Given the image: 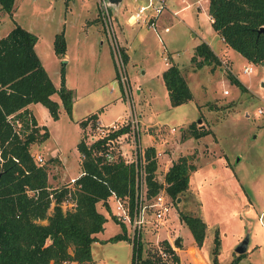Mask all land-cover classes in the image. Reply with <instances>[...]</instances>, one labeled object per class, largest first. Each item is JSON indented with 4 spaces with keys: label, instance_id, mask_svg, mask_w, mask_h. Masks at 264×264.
<instances>
[{
    "label": "rangeland",
    "instance_id": "1",
    "mask_svg": "<svg viewBox=\"0 0 264 264\" xmlns=\"http://www.w3.org/2000/svg\"><path fill=\"white\" fill-rule=\"evenodd\" d=\"M207 1L167 0L169 9L165 8L164 15L158 19L159 32L143 22L131 24L127 20L146 0H121L117 11L116 34L120 43L126 44L130 56L125 69L136 111L144 109L152 122L166 123L146 128L142 119L140 124L142 144L152 142L163 152L157 157L156 179L164 178L170 161L181 155L188 156L189 162L196 165L190 174L189 188L179 195V201L173 202L165 224L155 230L150 223L143 232L141 258L157 250V243L167 239L176 253L178 250L180 261L174 263L167 254L161 255L156 264H212L217 232V256L221 262L230 263L238 254L236 245L248 237L245 254L237 264H264V64L248 61L231 46L224 45L216 33L208 31L211 23ZM14 4L12 16L0 5V37L16 23L35 33L36 52L50 77L60 86V68L64 63L66 85L76 91L74 114L61 110L59 119L47 122L52 132L50 138L36 141L30 148L34 156L40 154L44 158L43 163L51 154L65 158V164L57 159L48 162V181L54 187L72 185L71 175L82 170L76 143L87 132V127H81L80 131L76 119L88 110L96 111L116 95H120L118 101L101 110L103 118L115 119L123 108L129 109L115 78L109 40L95 0H15ZM174 9L178 12L173 13ZM164 26L169 30L164 31ZM61 29L69 42L67 56L62 59L53 50L54 34ZM203 41L210 43L227 64L219 58L218 63L206 61L194 68L190 54ZM168 54L176 57L193 92L192 100L176 106H171L165 85L158 80L162 68L168 64ZM246 65L252 67L250 72H243ZM37 114L44 119L39 111ZM199 118L201 122L197 121ZM192 120L212 130L201 143H184L187 139L182 133L188 134L184 125ZM96 205L107 217L101 236L121 232L122 226L110 210L101 202ZM50 206L49 212L53 210ZM62 206L64 210L74 207L69 197ZM179 210L199 215L206 221L205 240L199 251L191 247L194 239L180 221ZM177 236L183 243L175 245ZM185 253L190 256L186 257ZM92 256L102 264H132V246L123 239L98 241L92 245ZM134 264L149 263L137 257Z\"/></svg>",
    "mask_w": 264,
    "mask_h": 264
},
{
    "label": "trees",
    "instance_id": "2",
    "mask_svg": "<svg viewBox=\"0 0 264 264\" xmlns=\"http://www.w3.org/2000/svg\"><path fill=\"white\" fill-rule=\"evenodd\" d=\"M15 0H0L1 8L11 16ZM208 12L213 18L212 27L223 41L255 64L264 63V0H209ZM38 37L29 29L16 23L6 35L0 37V264H64L74 260L80 264H95L92 259V244L98 240L96 233L103 231L106 215L99 211L101 202L108 209L106 198L111 190L118 195L134 196L136 168L133 163L122 159L104 162L94 154L92 145L83 137L76 147L84 156L81 168L84 173L72 185L54 187L49 184L47 169L50 157L40 164L30 151L33 143L44 141L50 132L46 125H39L37 118L27 107L30 103L45 105L52 118L60 117V108L72 115L74 91L66 85L65 68H60V86H56L39 58L35 45ZM67 40L65 31L56 32L53 50L58 58L65 56ZM125 60L127 57L123 52ZM162 77L169 93L171 106L186 103L193 98L188 83L178 64L171 56ZM191 60L196 66L220 59L206 42L197 44ZM233 80H236L234 77ZM59 95L61 104L52 97ZM97 113L79 121L81 127L97 119ZM125 127L120 128L123 131ZM188 134L182 137H201L212 132L203 123L192 120L186 126ZM103 139L96 144L99 145ZM156 148L148 146L146 151V181L149 193L156 194L160 182L156 179ZM196 168L188 156H179L164 175L166 192L177 200L189 188L191 172ZM70 197L73 208L63 209L62 203ZM53 210L49 212V208ZM112 215V214H111ZM180 221L189 228L195 243L201 247L204 242L206 221L199 215L178 211ZM114 220L119 223L112 215ZM42 220H45L43 223ZM120 224V223H119ZM101 240L117 242L128 239L126 228ZM50 236H52L50 238ZM212 249V264H237L245 253L237 254L230 263L219 260V239L216 232ZM164 248L174 263H179L178 254L167 239ZM143 243L132 250V264L135 253L143 262L156 264L160 254L152 250L141 258Z\"/></svg>",
    "mask_w": 264,
    "mask_h": 264
},
{
    "label": "built area",
    "instance_id": "3",
    "mask_svg": "<svg viewBox=\"0 0 264 264\" xmlns=\"http://www.w3.org/2000/svg\"><path fill=\"white\" fill-rule=\"evenodd\" d=\"M95 2L98 8V17L102 22V28L109 40L111 55L114 58L116 80L122 90L121 94L123 93V96L128 100L129 109L127 111L128 114L120 117L119 119L121 120L118 119V122L99 123L98 121H93L86 128L87 132L85 136L83 135V139L87 145H92L94 154L102 157L104 162L111 163L122 159L125 163H133L136 168L133 198L129 194L118 195L115 190H111L110 195L106 198V203L109 206L108 210L120 224L122 223L125 226L127 238L133 250L138 247L142 234L150 223H153L155 230L165 224L164 221L169 216L174 203L166 192L167 185L164 178L157 179L161 186L156 194H150L148 190L149 185H147L146 181L147 169L145 167L147 162L146 151L148 146L153 145L142 144L143 128L140 125V114L134 106L133 94L131 93L128 75H126L123 46L116 34V16L121 2L118 5L110 2V0H95ZM166 7L167 0H146L145 3L139 4L134 12L128 15L127 20L131 24L143 22L153 26L159 32L158 17ZM176 12L174 11L173 13ZM211 19L213 20L212 17ZM163 30L168 31L169 27L164 26ZM223 63L227 64L225 61ZM251 70L252 67L250 65H246L243 68V72L246 73ZM123 127H125L123 131L112 135ZM172 130L174 131L173 128ZM101 139L103 140L97 145L96 143ZM160 155H163V152L156 148L154 156L156 161ZM80 156L83 159L84 154L80 153ZM35 159L38 163L43 164L44 158L40 154H36ZM169 167L166 168V171ZM83 173L84 171L79 176ZM79 176L71 177L70 183L74 184ZM157 251L162 256L169 254L164 248V244L160 242L157 243ZM134 258L137 259V253H135ZM64 264L80 263L67 259Z\"/></svg>",
    "mask_w": 264,
    "mask_h": 264
},
{
    "label": "crops",
    "instance_id": "4",
    "mask_svg": "<svg viewBox=\"0 0 264 264\" xmlns=\"http://www.w3.org/2000/svg\"><path fill=\"white\" fill-rule=\"evenodd\" d=\"M208 3H209V0L207 1V7H206V9H207V17H209V21H210V23H211V27H209V29H208V31H212V32H214V33H216V31L213 29V27H212V19H211V17H210V14H209V12H208ZM168 5V4H167ZM168 7V6H167ZM166 7V8H167ZM167 9H169V8H167ZM174 11H177L176 9H174ZM173 11V12H174ZM178 12V11H177ZM164 13H165V9L163 10V12L160 14V16L159 17H161V16H163L164 15ZM159 17H158V19H159ZM216 35H218L217 33H216ZM219 36V35H218ZM220 37V40H221V42H223V44L224 45H226L227 46V44L223 41V39L221 38V36H219ZM66 38V37H65ZM38 40V39H37ZM67 40V39H66ZM102 41V40H101ZM207 43V42H206ZM208 45H210V47L212 48V50L214 51V53L215 54H217L218 55V57L223 61V59H225V58H223V56L221 55V54H219L218 52H216L214 49H213V47H212V45L210 44V43H207ZM197 45V44H196ZM195 45V46H196ZM222 45V44H221ZM122 46L124 47L123 49H124V51H125V55H126V57H127V60H129L130 59V56H129V54H128V51H127V46H126V44L125 43H122ZM221 47V46H220ZM68 49H69V42H68V40H67V49H66V53H65V56H67V53H68ZM35 50H36V45H35ZM194 53V49L192 50V52H191V56H190V62L192 63V60H191V57H192V54ZM169 55V54H168ZM169 56H171V58L173 59V61H175L176 63H177V61H176V57H174L173 55H169ZM42 60V59H41ZM43 62V61H42ZM44 64V63H43ZM167 66H168V64H167ZM166 66V67H167ZM179 66V65H178ZM192 66L195 68V67H197L196 65H193L192 64ZM166 67H164V68H162V70H161V72H160V74L158 75V76H160V79H158L159 80V82H161V84H163V85H165V83H164V79H163V77H162V71L166 68ZM180 67V66H179ZM180 69H181V67H180ZM185 71H189V70H185ZM181 73H183V75H184V77H185V79H186V81H187V83H188V80H187V75L184 73V70L183 69H181ZM50 76V75H49ZM52 78V77H51ZM115 78H116V76H115ZM53 80V79H52ZM54 83H55V81H53ZM119 84V83H118ZM55 85L58 87V84H56L55 83ZM162 86V85H161ZM114 88V86H112L111 87V89H113ZM119 88H120V86H119ZM165 88H166V86H165ZM73 89V91H74V95H75V97H74V102H73V107H72V115L74 114V111H75V109H76V105H77V95H76V91H75V89L74 88H72ZM138 92H139V90H137ZM165 93H166V95L168 96V98H169V93L167 92V89H165V91H164ZM122 96V95H121ZM52 97L55 99V100H57L60 104H61V100H60V97H59V95H57L56 93H54V94H52ZM120 97V95H116V97L111 101V100H109V101H107L106 103H104V104H102V105H100L97 109H96V111L95 110H88V111H86L85 112V114H83L82 115V117H80V118H78V119H76V121H81L82 119H84V118H86V117H88L90 114H92V113H97V119H95V121H98L99 123L100 122H102V123H110V122H113V121H115V120H117V119H119L120 117H122V116H126L127 114H128V110H126V108L124 109L123 108V110H122V113H119L118 114V116L115 118V119H111V120H109V121H106L104 118H103V113H102V111L101 110H103V108H104V106H110L112 103H116V101H118V98ZM170 102V101H169ZM27 107L29 108V110H31V112H32V114H34L35 115V117L37 118V120H38V123H39V125H46L47 126V128H48V132H50V129H49V127H48V123L47 122H50L51 120H54L53 118H52V116H51V114H49V111H48V109H47V107L45 106V105H43V104H41L40 102H37V103H30V104H28L27 105ZM64 108H62V105H61V108H60V112H61V110H63ZM125 110V112H123ZM144 109H139V111L138 112H140L139 114H140V121L142 120V119H144V124H143V126H145L146 128H152V127H156V125H162V124H165L166 125V123H162V122H159L158 124H156L155 122H152V120L150 119V115L148 116V115H146V113L143 111ZM40 112L42 115H43V118L44 119H40L39 118V115L37 114V112ZM60 112H59V114H60ZM94 121V122H95ZM158 122V121H157ZM91 123H93V121H89L88 123H87V125L85 126V127H89L90 126V124ZM154 124H156V125H154ZM184 124V123H183ZM188 124H186V125H184V127H186ZM206 127V126H205ZM82 130V128H81V126H80V131ZM51 134H52V132H50V136H51ZM81 135H82V133H81ZM208 135H210V134H208ZM50 136L48 137V138H50ZM83 136V135H82ZM82 136L80 137V138H82ZM207 135H205V136H201V137H198V138H196V137H188L187 138V140H185L184 141V143L185 142H189V143H192L193 144V142L195 143V141H197V142H202V139L204 138V137H206ZM48 138H46L47 140H48ZM44 142H45V140H44ZM43 142V143H44ZM77 143H78V141H77ZM77 143H76V145H77ZM152 143V142H151ZM151 143H149V144H151ZM45 145V144H44ZM154 147H156L155 145H153ZM44 149H45V147H44ZM76 150H77V147H76ZM78 151V159H81L80 157V152H79V150H77ZM47 157V156H46ZM50 157H53V160L54 159H57V160H61L62 161V164H65V158H62L59 154H51V155H49L48 157H47V159L48 158H50ZM175 158V157H174ZM52 160V161H53ZM79 161V160H78ZM82 162V160H80V162L79 163H81ZM171 162L172 161H170V164H171ZM50 164V163H49ZM81 166V165H80ZM83 171V168H82V170L80 171V172H78V173H75V174H72L71 175V177H77V176H79L80 175V173ZM70 177V178H71ZM48 180H49V175H48ZM100 211V210H99ZM101 212H103V211H101ZM104 228H105V222H104ZM104 230V229H103ZM103 231H100V232H97L95 235H96V237H97V239L98 240H95L93 243H96V242H100L101 240H103V239H105V238H108L109 236H101V233H102ZM110 236H112V235H110ZM123 240H128V239H123ZM181 240V239H180ZM181 243H183V241L181 240ZM93 245V244H92ZM191 247L192 248H194V249H196V250H200V247L195 243V240L193 241V243H192V245H191ZM180 250H182V249H180ZM177 253H178V250H177ZM185 255H186V257L187 256H190L188 253H185ZM92 259H93V261L95 262V264H102V262L101 261H97V260H95L94 258H93V256H92ZM85 264H90V263H85ZM199 264V263H198Z\"/></svg>",
    "mask_w": 264,
    "mask_h": 264
},
{
    "label": "water",
    "instance_id": "5",
    "mask_svg": "<svg viewBox=\"0 0 264 264\" xmlns=\"http://www.w3.org/2000/svg\"><path fill=\"white\" fill-rule=\"evenodd\" d=\"M110 2L114 3L115 5H118L121 0H110ZM260 31L264 32V26H262L260 28ZM264 63L262 62V65ZM198 122H201V119L199 118L197 120ZM177 200L179 201L180 200V197L178 196L177 197ZM52 236H50L51 238ZM174 243L175 245H179L181 243V240H180V236H177L175 239H174ZM248 243H249V238L248 237H244V239H242L237 245H236V248L235 250L237 251L238 254H241V253H244L247 249V246H248Z\"/></svg>",
    "mask_w": 264,
    "mask_h": 264
}]
</instances>
